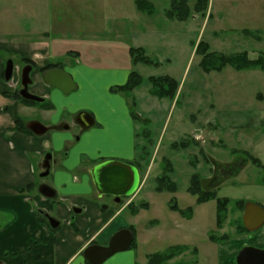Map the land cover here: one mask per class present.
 <instances>
[{"label": "rangeland", "instance_id": "1", "mask_svg": "<svg viewBox=\"0 0 264 264\" xmlns=\"http://www.w3.org/2000/svg\"><path fill=\"white\" fill-rule=\"evenodd\" d=\"M33 1L0 0V42L48 44L52 54L59 56L55 63L75 73L78 90L70 94L61 91L56 105L58 115L65 113L72 123L66 134L74 143L56 155L57 159L73 160L77 153L83 154L78 159L86 165L94 159L95 151H102L95 157L100 158L97 162L131 154L137 157L135 132L148 129L156 145L151 162L141 171L138 194L130 199L135 208L124 209L120 216L136 234V248H130L129 253L137 254V264H149L154 254L186 246L187 251L164 264H224L223 248L239 242L237 226L242 212L232 206L218 230L217 201L198 203L188 188L191 177L199 173L203 190L217 186L219 198L264 207V169L241 154L247 152L264 161V72L236 71L229 66L221 73L207 74L199 67L201 56L196 50L204 41L210 51L228 55L247 52L251 60L258 59L264 53V0H209L205 17L193 14L186 22L167 19L168 0H151L157 8L153 16L138 11L134 0H38L46 6L44 20L38 22L29 11ZM245 29L255 36H244ZM44 32H49L48 36ZM140 47L160 66L130 64L129 49ZM15 64L23 68L16 57ZM129 66L144 78V84L133 93L112 92V87L127 81L120 73L111 79V70ZM86 67L95 71L83 70ZM160 76L180 83L178 104L177 100L152 96L148 78ZM125 103L141 116L133 129L126 124ZM80 112L93 114L97 125L82 132L73 122ZM20 114L26 122L39 121L45 126L59 122L58 118L53 123L43 121L41 112L32 114L25 108ZM188 139L198 146L185 150L172 147ZM47 154L53 156L50 151ZM165 159L173 165L172 179L178 184L175 193L155 190ZM51 175L38 178V183L52 185ZM173 201L181 211L192 208L191 219L172 210ZM106 202L107 198L101 204ZM212 233L227 235L231 241L224 246L214 243Z\"/></svg>", "mask_w": 264, "mask_h": 264}, {"label": "crops", "instance_id": "2", "mask_svg": "<svg viewBox=\"0 0 264 264\" xmlns=\"http://www.w3.org/2000/svg\"><path fill=\"white\" fill-rule=\"evenodd\" d=\"M37 1H33L29 11L33 18L41 22L44 20L46 6ZM48 34L49 32H44V35L48 36ZM15 57L23 63V68L27 65L32 66L30 93L49 102L53 109L43 106H26L12 97L19 85L20 72L23 68L15 64L12 82H7L4 74L7 62L9 60L15 62ZM58 57L52 54L48 44L35 42L16 46L0 42L1 264H90L83 255L87 247L93 244L104 246L117 231L127 228L120 217L125 212L124 208L121 211L104 210L105 203L101 204L104 199L98 197L95 189L91 168L93 163L100 159L95 157L102 155V151H95V154L92 155L94 159H90L86 165H83V162H79L78 159L83 154L79 156L77 153L73 160L60 161L56 157L74 143L72 136L66 134L72 129V123L66 120L65 113L58 115L56 105L57 100L61 99V91L43 80L44 73L49 70L45 72L42 70L57 62ZM26 60L31 64H26ZM62 69L65 71L66 68ZM83 70L95 71L88 67ZM68 71L70 73L66 72L76 82L75 73ZM79 71L82 72V69L80 68ZM131 72L130 66L123 69L116 68L111 70L109 77L114 80L120 73L122 79L125 78L128 81ZM123 107L126 124L128 126L130 124V129H133L135 121L131 115V109L126 106V103L123 104ZM24 108L32 114L41 112L43 121L46 119L53 123L55 118H58L59 122L55 125L45 126L39 121H30L46 127L47 132L42 135L23 134L15 130V121L18 118L25 120L20 114ZM81 113L75 114L73 120L75 125L78 124L77 118ZM88 115L94 119V125L86 130L81 129L82 132L97 125L95 116ZM68 116L73 117V114L69 113ZM101 128L103 127L101 126ZM48 151L53 153L51 162L53 182L49 187L57 193L54 198H46L39 192L38 177L40 173L37 168L43 170V159ZM134 158L135 154H131L130 157L128 155L113 159L129 162ZM261 162L264 163V161ZM78 172H80L79 175ZM32 185H37V188L28 189ZM74 209H78L79 212ZM40 211H46L52 215L58 221L59 226L53 228L49 225L42 218ZM249 232L239 236L237 244L229 245L228 249L223 248L224 264H233L232 260L237 259L239 252L244 247L264 248V225ZM251 233L254 235L249 237ZM230 241L219 244L224 246ZM137 259V254L129 253L127 250L114 255L109 259L110 261L107 260L104 264L108 261L107 264H137Z\"/></svg>", "mask_w": 264, "mask_h": 264}, {"label": "trees", "instance_id": "3", "mask_svg": "<svg viewBox=\"0 0 264 264\" xmlns=\"http://www.w3.org/2000/svg\"><path fill=\"white\" fill-rule=\"evenodd\" d=\"M169 8L165 10V16L170 21H178V22H186L193 15H201L202 17L206 16L209 7V0H168ZM136 8L138 11L145 13L149 16L155 15L157 12V8L155 4L151 0H134ZM242 34L244 36L253 37L255 36L254 32L250 30H243ZM129 54L131 57V62L134 66L138 64H142L145 66H154L159 67V61H155L149 56H147L146 50L144 48H130ZM196 54L201 56V61L199 67L203 72L210 74L212 72H223L227 67H232L236 71L243 70H260L264 72V53L260 54L258 59L251 60L249 54L247 52L235 53V54H224L210 51V47L204 41L198 45L196 50ZM26 64H31L29 61H25ZM53 68H63L62 63H53L50 64L47 68L43 69L42 72ZM148 82L151 85V94L152 96L163 100L169 99L172 101L177 100V104L179 103L180 96H178V90L180 88V83L173 79L170 76H160V77H149ZM144 84V78L137 73L136 71H132L128 77V81L123 86L112 87L111 91L115 93L128 94L133 93L135 90L139 89ZM13 98L18 100L20 103L26 106H43L47 109H53V106L49 102H45L44 104H37L35 102H28L23 100L16 91L13 95ZM178 97V98H177ZM135 101H133V105ZM131 115L134 121H141L139 115H137L136 111L131 110ZM15 130L19 131L26 135H34V133L28 129L27 122L18 118L15 121ZM151 133L148 129H142L139 133L136 131L135 133V150H139V155L135 157L132 162H127L134 167H136L139 172L144 169L151 162L152 151L156 146L151 138ZM142 139L145 142L139 143V140ZM190 146H198L197 142L193 139L181 140L179 142L173 143V146L176 150L179 149H187ZM242 155L245 156L246 160L249 161L252 165L257 166L260 169H264L262 162L250 155L247 152H242ZM174 173L173 165L168 160H164V169L162 175L158 176L156 179V191L158 192H170L175 193L178 190V184L172 179V175ZM39 178V177H38ZM37 185L29 186L28 189H35ZM219 188L215 186V188L203 190L202 188V179L199 173L194 174L190 179V185L188 188V192L192 195L197 196L198 203H206L210 200L215 199L217 201V229L223 228L224 223L226 222L227 214L230 208L233 206L234 210H240L242 212V216L239 220V224L237 226V230L239 235L242 236L244 234L250 233L243 224V214L245 211V206L247 204L244 200H236L231 201L229 198H219L217 195V191ZM147 205L141 204V207H146ZM133 202L128 207L133 211L134 209ZM171 209L174 211H180L182 217L191 219L193 215L192 208H188L186 210H179L177 203L173 201ZM133 213V212H132ZM137 213V209L134 211ZM131 231L134 235V240L131 246L132 248H136V234L134 229ZM210 240L214 243H224L231 240L227 235H223L222 237H218L215 233H212L210 236ZM187 251L186 246H175L170 247L164 253H157L149 258V264H164L168 260L176 257L179 254ZM194 252H197L195 249Z\"/></svg>", "mask_w": 264, "mask_h": 264}, {"label": "water", "instance_id": "4", "mask_svg": "<svg viewBox=\"0 0 264 264\" xmlns=\"http://www.w3.org/2000/svg\"><path fill=\"white\" fill-rule=\"evenodd\" d=\"M32 71L31 66H27L21 73L22 89L19 91V96L28 102L44 103L45 100L32 95L29 92V86L32 84L30 77ZM14 73V62L9 60L5 69V80L11 81ZM43 80L58 90L70 94L78 89L77 83L73 77L64 70L52 69L44 73ZM85 125L86 128L92 127L94 121L91 119ZM29 128L37 135H42L47 132V128L38 123H32ZM52 155H47L45 158L44 168L46 171L41 177H47L52 170L50 160ZM91 175L96 187V191L101 195H110L121 198H131L136 196L141 188V175L139 170L131 164L113 160L104 162L95 166L91 170ZM39 192L46 198H54L56 191L51 187L43 185L39 188ZM53 228L58 226V222L52 217H48ZM243 224L248 231H255L264 225V208L248 203L245 206L243 215ZM134 240L133 232L130 229L124 228L117 231L109 240L106 246L93 244L87 247L83 255L90 264H104L114 255L129 250ZM237 264H264V250L254 247H244L237 256Z\"/></svg>", "mask_w": 264, "mask_h": 264}, {"label": "flooded vegetation", "instance_id": "5", "mask_svg": "<svg viewBox=\"0 0 264 264\" xmlns=\"http://www.w3.org/2000/svg\"><path fill=\"white\" fill-rule=\"evenodd\" d=\"M20 81V87H18L17 89H16V91L18 92V95H19V91L22 89V84H21V80H19ZM93 120L94 121V119L90 116V115H88V114H85V113H81L80 114V116L77 118V125H79V127L82 129V130H86V129H89V128H86L85 127V125H87L88 123V121H90V120ZM32 123H36V122H28L27 123V127H28V129L29 130H31L30 128H29V126L32 124ZM32 131V130H31ZM33 132V131H32ZM34 133V132H33ZM35 134V133H34ZM47 155H49V154H47ZM46 155V156H47ZM51 155V154H50ZM53 161V156H52V158H51V160H50V163ZM102 162H105V160H101V161H99V162H95V163H93V167L91 168V170L95 167V166H97V165H99V164H101ZM45 163V159H44V161H43V164ZM51 166H52V164H51ZM46 171V169L45 168H43V170H42V172L40 173V175H39V178H45V177H41V175L44 173ZM51 173H52V170H51ZM51 173L49 174V175H51ZM48 175V176H49ZM47 176V177H48ZM43 185H46V184H44V183H39V188L41 187V186H43ZM46 186H48V185H46ZM49 187V186H48ZM97 192V191H96ZM57 194V193H56ZM97 194H98V192H97ZM98 197L100 198V199H104L105 200V198H107L108 200H109V202L108 203H106V204H104L103 205V209L104 210H110V209H115V211H121V209L122 208H124V209H128V207L130 206V204L132 203V200H130V198H121V199H119V198H117V197H114V196H110V195H99L98 194ZM117 207H120L119 209H117ZM117 209V210H116ZM75 211H77V212H79V210L78 209H74ZM40 213H41V216H42V218L47 222V223H49V225H51L50 224V221H49V219H48V217H52V215H50L48 212H46V211H40ZM53 218V217H52ZM54 219V218H53ZM56 220V219H55ZM57 221V220H56ZM58 222V221H57ZM58 226H59V224H58ZM57 226V227H58ZM56 227V228H57ZM128 229H129V227H128ZM108 244V243H107ZM106 244V245H107ZM106 245H104V246H106ZM1 264V263H0Z\"/></svg>", "mask_w": 264, "mask_h": 264}]
</instances>
